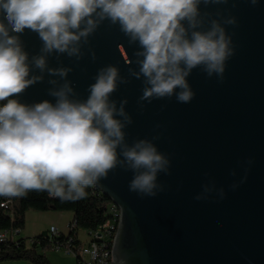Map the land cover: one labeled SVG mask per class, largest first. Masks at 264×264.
<instances>
[{
	"label": "water",
	"instance_id": "obj_1",
	"mask_svg": "<svg viewBox=\"0 0 264 264\" xmlns=\"http://www.w3.org/2000/svg\"><path fill=\"white\" fill-rule=\"evenodd\" d=\"M200 10L222 23L236 18V25H224L235 54L222 81L193 69L190 103L175 96L140 102L143 81L129 74L138 70V45L107 20L83 45L79 61L66 54L48 58L50 67L72 69L67 79L79 99L87 98L100 68L117 66L128 82H118L111 99L128 101L126 142L148 139L170 160L169 173L158 174L163 191L155 196L130 192L133 172L120 167L93 186L119 210L111 264H264V0L254 6L249 0L201 4ZM20 38L30 58L39 54L36 33L26 29ZM52 78L45 73L19 99L54 102L48 95ZM204 185L214 190L196 200Z\"/></svg>",
	"mask_w": 264,
	"mask_h": 264
},
{
	"label": "clouds",
	"instance_id": "obj_2",
	"mask_svg": "<svg viewBox=\"0 0 264 264\" xmlns=\"http://www.w3.org/2000/svg\"><path fill=\"white\" fill-rule=\"evenodd\" d=\"M210 3L227 0H0V196L47 191L80 200L117 167L133 172L130 192L152 197L163 191L158 174L169 173L170 160L148 139L126 142L124 129L132 123L128 101L111 99L118 82H128L119 68H100L87 98L79 99L67 79L72 69L50 67L48 58L66 54L79 61L83 45L107 20L138 45V70L130 68L129 74L143 81L139 101L175 96L178 103H190L195 93L187 78L193 69L222 81L226 61L235 54L224 25L237 20L206 19L200 5ZM26 29L42 42L31 58L20 38ZM45 73L53 77L48 95L54 102H22L19 97L43 82ZM213 190L204 185L195 199ZM218 193L223 199L224 189Z\"/></svg>",
	"mask_w": 264,
	"mask_h": 264
},
{
	"label": "trees",
	"instance_id": "obj_3",
	"mask_svg": "<svg viewBox=\"0 0 264 264\" xmlns=\"http://www.w3.org/2000/svg\"><path fill=\"white\" fill-rule=\"evenodd\" d=\"M87 196L80 200H62L50 196L47 191H29L23 196H0V232L19 230L25 226V215L28 211L36 212H70L73 214L74 227L67 235L61 233L58 238L50 241L49 237L41 234L31 238L33 244L27 243V238H19L17 242L6 241L0 243V263L7 261H25L31 264H50L44 255L53 246V242L66 240V236L73 237V249L83 242L78 232L83 231L86 236H95L102 232V227L111 219L109 209L111 202L98 190L89 187ZM5 204L6 207H2ZM48 232V231H47ZM88 239V237H87ZM79 264V258H74Z\"/></svg>",
	"mask_w": 264,
	"mask_h": 264
},
{
	"label": "built area",
	"instance_id": "obj_4",
	"mask_svg": "<svg viewBox=\"0 0 264 264\" xmlns=\"http://www.w3.org/2000/svg\"><path fill=\"white\" fill-rule=\"evenodd\" d=\"M93 189L95 188L93 187ZM1 206L6 207L5 204H1ZM109 212L111 214V219L107 222L106 225L102 227V232L96 234L95 236H91V238L88 235L87 242L77 247L76 250L73 249L74 246L72 245L73 237L68 236H66V240L63 242H53V246L51 249L56 251H63L67 255H71L73 258L78 257L79 264H111V250L116 230L119 224V210L113 203H111ZM73 227L74 223H68L67 232L64 234L67 235L68 232L73 229ZM20 233L21 231L19 230L0 232V243L6 241L17 242V240L20 238ZM60 234L61 233L58 232L55 227H50L49 231L47 232V237H49L50 241H52L55 238H58ZM27 239V243L29 245H32L33 240L31 238Z\"/></svg>",
	"mask_w": 264,
	"mask_h": 264
},
{
	"label": "rangeland",
	"instance_id": "obj_5",
	"mask_svg": "<svg viewBox=\"0 0 264 264\" xmlns=\"http://www.w3.org/2000/svg\"><path fill=\"white\" fill-rule=\"evenodd\" d=\"M68 213H62V212H36V211H28V214L25 216V226L22 230V235H20V238L24 237V231L25 229H28V233H37L35 236L40 235L43 231H38L40 226H43L42 224H46V231H49V226L53 225L58 232L59 230L64 228L63 232H67V225L69 222H71V219ZM39 222H42L40 225ZM80 237L83 238V231H79ZM31 235L30 237H32ZM28 238V237H26ZM46 254V257H49V261L53 262V264H76L74 258L71 255H67L63 251H56V250H46L44 252ZM15 261H7L2 262L0 264H10L14 263Z\"/></svg>",
	"mask_w": 264,
	"mask_h": 264
},
{
	"label": "crops",
	"instance_id": "obj_6",
	"mask_svg": "<svg viewBox=\"0 0 264 264\" xmlns=\"http://www.w3.org/2000/svg\"><path fill=\"white\" fill-rule=\"evenodd\" d=\"M64 213H68L69 214V216L70 217H68V218H70L71 219V221H72V219H73V214L72 213H70V212H64ZM28 214V212L26 213V215ZM25 215V216H26ZM40 223V225L42 224V222H39ZM70 223V222H69ZM43 226H40V228H39V230L38 231H42V230H45V231H43V232H47L46 231V224H42ZM50 227H53V225H50L49 226V228ZM28 229H25V231H24V237L26 238V237H28V238H34V237H36L35 235L38 233H34V234H30V233H28ZM64 231V228L63 229H61V230H59V232L60 233H65V232H63ZM42 232V233H43ZM84 233V232H83ZM20 235H22V231H21V233H20ZM31 235H33L32 237H30ZM78 236H79V238L83 241V242H85V241H87L88 239H87V236L86 235H83V238L82 237H80V234H79V232H78ZM46 252V251H45ZM45 255V257H46V254H44ZM47 258V257H46ZM47 260L49 261V257L47 258ZM75 260V259H74ZM49 263L50 264H53V262H51V260L49 261ZM10 264H31V263H29V262H25V261H15L14 263H10Z\"/></svg>",
	"mask_w": 264,
	"mask_h": 264
}]
</instances>
